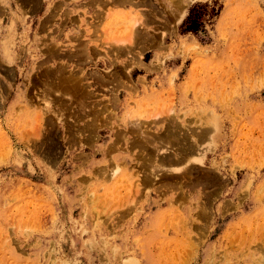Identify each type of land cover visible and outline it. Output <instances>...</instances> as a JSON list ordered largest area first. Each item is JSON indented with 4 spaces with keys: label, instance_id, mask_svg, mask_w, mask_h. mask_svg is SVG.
Masks as SVG:
<instances>
[{
    "label": "rangeland",
    "instance_id": "obj_1",
    "mask_svg": "<svg viewBox=\"0 0 264 264\" xmlns=\"http://www.w3.org/2000/svg\"><path fill=\"white\" fill-rule=\"evenodd\" d=\"M0 264H264V0H0Z\"/></svg>",
    "mask_w": 264,
    "mask_h": 264
},
{
    "label": "trees",
    "instance_id": "obj_2",
    "mask_svg": "<svg viewBox=\"0 0 264 264\" xmlns=\"http://www.w3.org/2000/svg\"><path fill=\"white\" fill-rule=\"evenodd\" d=\"M193 18L192 16L190 15L189 18H188V28H187V31L188 32H197L198 31V27L200 25V21H198L197 19H194V21H191ZM191 21V22H190ZM190 22V23H189Z\"/></svg>",
    "mask_w": 264,
    "mask_h": 264
},
{
    "label": "bare ground",
    "instance_id": "obj_3",
    "mask_svg": "<svg viewBox=\"0 0 264 264\" xmlns=\"http://www.w3.org/2000/svg\"><path fill=\"white\" fill-rule=\"evenodd\" d=\"M115 1V0H114ZM124 1V0H123ZM126 1V0H125ZM34 2V1H33ZM115 3V2H114ZM101 75V74H100ZM103 77V76H102ZM107 79V78H106ZM102 80V79H101ZM105 80V79H104ZM114 82V81H113ZM73 99V98H72ZM80 99V98H79Z\"/></svg>",
    "mask_w": 264,
    "mask_h": 264
}]
</instances>
